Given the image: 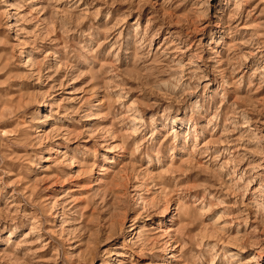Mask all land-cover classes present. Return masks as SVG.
<instances>
[{"label": "rangeland", "instance_id": "374dc122", "mask_svg": "<svg viewBox=\"0 0 264 264\" xmlns=\"http://www.w3.org/2000/svg\"><path fill=\"white\" fill-rule=\"evenodd\" d=\"M0 264H264V0H4Z\"/></svg>", "mask_w": 264, "mask_h": 264}, {"label": "clouds", "instance_id": "9594fccd", "mask_svg": "<svg viewBox=\"0 0 264 264\" xmlns=\"http://www.w3.org/2000/svg\"><path fill=\"white\" fill-rule=\"evenodd\" d=\"M3 3H4V0H0V4H3ZM206 4H207V0H206ZM204 15H205V18L208 17L207 13H205ZM196 71H199V70L197 69ZM193 79H203V76L201 75V76L197 77V76L194 75ZM196 90H197L196 86H193V87L189 88L186 93H184L183 95L180 96L178 102L181 103V104H187L194 111L201 110L202 109V101H201V99L196 97V96H194V95H191L192 93L196 92ZM173 91H174V89H173ZM119 122L123 123L122 120L119 121ZM142 123L143 122L141 121V126H142ZM140 130H141L140 127L134 126L131 132L123 134L124 143L118 144L117 147L122 149L125 146V144L127 143V141L129 139H131V137L133 135H135L137 132H139ZM139 148H140V145H137V149L136 150L138 151Z\"/></svg>", "mask_w": 264, "mask_h": 264}]
</instances>
